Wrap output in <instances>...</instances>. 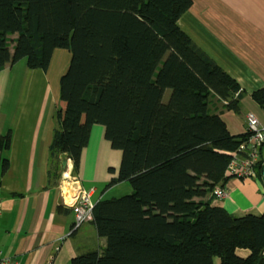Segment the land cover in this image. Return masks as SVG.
Returning <instances> with one entry per match:
<instances>
[{
	"label": "trees",
	"instance_id": "trees-1",
	"mask_svg": "<svg viewBox=\"0 0 264 264\" xmlns=\"http://www.w3.org/2000/svg\"><path fill=\"white\" fill-rule=\"evenodd\" d=\"M192 1L0 0V72L21 59L46 71L54 50L71 53L59 80L65 106L55 113L51 179L63 156L78 171L92 126L102 124L122 151L103 192L120 182L132 187L94 206L108 254L89 252L71 264H264V213L237 216L213 203L248 133L231 135L211 111L214 100L234 108L242 94L179 26ZM252 96L264 107V86ZM11 142L9 129L0 136V176ZM263 166L261 156L260 178Z\"/></svg>",
	"mask_w": 264,
	"mask_h": 264
},
{
	"label": "crops",
	"instance_id": "crops-1",
	"mask_svg": "<svg viewBox=\"0 0 264 264\" xmlns=\"http://www.w3.org/2000/svg\"><path fill=\"white\" fill-rule=\"evenodd\" d=\"M178 23L193 44L239 84L237 93L242 95L237 106L226 109L218 100L211 103V111L220 113L230 134L246 133L248 113L264 126V107L252 96L264 86V0H193ZM60 49L54 50L46 71L31 69L21 59L0 72V136L12 131L10 148L3 152L10 167L0 179V254L14 264H71L73 257L89 252L108 254L106 238L98 235L94 217L74 229L69 202L78 191L76 183L67 184L61 174L51 179L49 174L54 162L49 145L58 125L55 113L65 106L59 98V80L68 62L63 51L58 55L62 68L53 69ZM26 86L29 90L23 92ZM121 158L122 151L106 139L105 127L94 124L74 176L84 187L96 188L95 202L119 197L121 188L131 192L128 182L103 192L110 178L118 175ZM64 160L69 162L63 156L61 169ZM225 187L227 197L215 196L214 205L237 216L264 213L263 178L229 177Z\"/></svg>",
	"mask_w": 264,
	"mask_h": 264
},
{
	"label": "built area",
	"instance_id": "built-area-1",
	"mask_svg": "<svg viewBox=\"0 0 264 264\" xmlns=\"http://www.w3.org/2000/svg\"><path fill=\"white\" fill-rule=\"evenodd\" d=\"M247 123V138L243 140L238 148L233 151L230 162L225 171V176L236 177L239 179H248L257 176V168L261 162V149L264 146V126H262L258 118L253 113L246 115ZM69 162L61 172L62 181L67 184L76 183L78 191L70 200L72 210L74 213V229L81 226L84 222L91 220L93 215V209L96 204L94 200V194L96 192L95 187L86 188L80 184L79 179L74 176L72 169V160L68 158ZM1 179V176H0ZM2 191L0 183V194ZM213 194L219 198L227 197L228 193L225 185L216 186L213 190ZM2 208L0 197V212ZM0 264H14L11 258L0 254Z\"/></svg>",
	"mask_w": 264,
	"mask_h": 264
},
{
	"label": "rangeland",
	"instance_id": "rangeland-1",
	"mask_svg": "<svg viewBox=\"0 0 264 264\" xmlns=\"http://www.w3.org/2000/svg\"><path fill=\"white\" fill-rule=\"evenodd\" d=\"M62 51L65 53V56L68 57V62H67L66 68L64 70H62V74H63L66 71V69L68 68V65H69L70 59H71V53L67 49H60V50L55 52L54 59H53V62H54L53 63V69L59 70V69L62 68L63 59L58 57V55H63ZM54 73L55 72L52 70L51 71V75L54 76ZM17 74H20V72H17L16 75ZM28 90H29V87L26 86L24 88L23 92H28ZM170 92L171 91L169 89L166 91L165 100H167L169 98ZM128 184H129V186H131L130 183H128ZM119 191H120V193H122L119 196H122V195L130 193V192H127V190L123 192V188L119 189ZM129 191H130V189H129Z\"/></svg>",
	"mask_w": 264,
	"mask_h": 264
},
{
	"label": "water",
	"instance_id": "water-1",
	"mask_svg": "<svg viewBox=\"0 0 264 264\" xmlns=\"http://www.w3.org/2000/svg\"><path fill=\"white\" fill-rule=\"evenodd\" d=\"M66 165H67V160H64V162H63V167H66ZM262 178H263V182H264V166H263V169H262ZM77 185V184H76ZM75 185V186H76ZM262 263V261H260L259 262V264H261Z\"/></svg>",
	"mask_w": 264,
	"mask_h": 264
}]
</instances>
